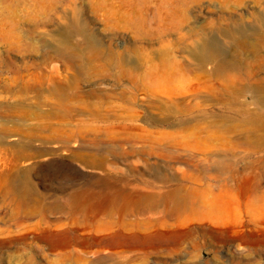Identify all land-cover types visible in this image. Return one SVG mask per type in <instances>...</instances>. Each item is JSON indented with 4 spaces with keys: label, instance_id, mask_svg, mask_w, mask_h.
<instances>
[{
    "label": "rangeland",
    "instance_id": "obj_1",
    "mask_svg": "<svg viewBox=\"0 0 264 264\" xmlns=\"http://www.w3.org/2000/svg\"><path fill=\"white\" fill-rule=\"evenodd\" d=\"M239 32L264 35V0H0V103L11 104L1 112L11 119L0 115V264H264V147L224 132L239 116L220 122L241 107L263 113L264 103L248 93L204 99L229 75L194 54L214 39L258 62ZM65 45L77 55L57 56ZM161 72L171 81L146 88ZM187 114L203 130L189 142L172 135ZM19 171L30 196L13 186ZM178 188L190 193L180 207ZM117 191L134 204L121 211L118 196L107 211L74 207Z\"/></svg>",
    "mask_w": 264,
    "mask_h": 264
},
{
    "label": "bare ground",
    "instance_id": "obj_2",
    "mask_svg": "<svg viewBox=\"0 0 264 264\" xmlns=\"http://www.w3.org/2000/svg\"><path fill=\"white\" fill-rule=\"evenodd\" d=\"M68 31L69 30H66V32H65L66 38L64 39V41L69 40L68 35H70V33ZM239 34L242 35L243 32H239ZM242 36L243 37H236L235 38L236 42L242 44L244 47H246L247 50H250L253 54V57H255L258 62L254 63V64L243 63L237 57L226 54L225 51H223V48L220 47L214 39H212V40L211 39H204L198 45V47L195 48L194 54L202 66L205 64H208V63L215 62V60H217L218 62L216 63V65L214 67V73L216 75H219V76H223L224 74L229 75V76H226L227 81H229V82L223 86V89L220 92H218V93L213 92L212 95L209 94L210 96L204 95L205 96L204 99H207V100L210 99L211 100V99L216 98V99L221 100V101L233 100V98H236L240 94L248 93V94L252 95L255 102H257L258 104L264 103V61L263 60L259 61V58L262 55V51L264 48V35H261L257 39H252V40L246 38L244 35H242ZM96 43L97 42L93 40L92 36H90V35L87 36V42H86L87 45L96 46ZM76 51H77V48H70V46L65 45V46L56 50V55L62 56L64 58L74 57L77 55ZM102 56H103V54L99 50H97L95 53H89L88 55H86V59L83 61L82 66H81V71L82 72L86 71L87 67H88V69L92 68L93 62H95L97 59H101ZM10 66H11V64L7 65V67H10ZM179 67L181 69H183L185 67V64H180ZM186 67H187V65H186ZM157 71L158 70H156L155 73ZM232 71L233 72L238 71L239 73H242V75H239L240 76V78H239V77L235 76L233 73L231 74L230 72H232ZM124 73L128 74V69H124ZM235 78H237L236 79L237 81L235 80ZM162 80L165 81L166 83H168L169 81H171V77L169 75L163 74L161 72L157 75V77H155L153 79L151 78V82L149 85H147L146 88H149L151 83H153L154 85L162 84ZM131 81L136 83L137 79L133 78V79H131ZM54 91L57 94H59L61 96V98L68 94L66 92L67 87L65 85H57L54 88ZM235 102H237V100H235ZM240 104H242L244 106L245 101H242ZM189 106H191V105H188L186 103L183 107V110L189 111L191 109ZM10 109H11L10 103H7V104L0 103V115L2 117H6L5 118L6 120L11 119L10 114L8 113L7 116H5L1 112H3L4 110H10ZM181 111H182V109H181ZM233 111L234 112L230 111L228 113H224V115H222L223 118L220 119V122L222 124H224V126H225L226 123L228 124L229 121L232 120L237 115L240 117V121H239L240 123L228 125V127L225 128L224 132H226L227 134H230V135L231 134L232 135H235V134L240 135V139L243 140V142L242 141L241 142L243 144H245V146H247L248 148H254L255 150L263 149V147H264V112L263 113H255L254 111L250 110L249 108L246 109V107H241L240 109L233 110ZM199 115H200V117H204L205 113L201 112ZM156 119L159 120L158 118H156ZM164 120L169 122V121H171V118L166 117V118H164ZM190 120H191V117L188 114L185 115V118L181 119V121L183 123L182 124V126H183L182 131L177 130V131L173 132L172 135L178 134V133H184L183 137L187 138L185 140L188 141V137L191 134H193V136H194V133H200L201 131H203L202 127H200V126H197V125H196V127L193 125L190 126L188 124V122ZM172 122H176L175 119H172L171 123ZM222 128H223V125H222ZM222 131H223V129H222ZM2 133L6 134V133H8V131L3 130ZM213 133H215V131ZM61 136L66 137V139H68V140L72 139V137L74 138V136H70L69 134L67 135V134H63V133H61ZM198 137L200 138V135ZM212 140H213V138H212ZM187 141H185V142H187ZM179 143L178 142L175 143L177 147L179 146ZM180 145H181V143H180ZM182 145H183V143H182ZM171 146H173V145H171ZM186 147H188V146H186ZM12 181L15 184L13 186L18 187V189H19L18 191L20 192V194L18 193L19 195L25 196V197H27L29 195L28 189L26 188L28 179H27L25 171H19L18 173H16L15 177H13ZM184 185H186V187H187V184H184ZM190 190H192V189L190 188ZM30 192H31V189H30ZM182 192H181V188H178L175 191H173V193H172L176 197V199H175L176 205L178 204L180 197L185 195L184 193L186 191L183 193ZM187 192H186V194H187ZM198 192H199V189H198ZM198 192H194V196ZM200 195H202V194H200ZM200 195H198V196H200ZM118 196H121L124 199L123 200L124 203H122V205L120 206L121 211L123 209L126 210L128 207H130L129 205L134 204L135 200L133 199V196L131 197V196H129V194H124L122 191L121 192L117 191V192H115V195L114 194L112 195L111 199L107 196L108 198L105 199V202H103L102 204H99V205L90 204L91 202L87 201L86 198H81V197L76 198L77 204L74 207L78 208V210H80V211L87 213V215L90 213L94 214L95 212L98 213L99 211L102 212V210H105V209L107 211L108 208H105V206H106L105 204L108 203V200H110L109 204H113L112 207L115 208L116 207V199H119ZM183 198H185V197H183ZM26 199H28V198H26ZM182 202H186V201L182 200ZM173 207H175V206H173ZM178 207H180L179 204H178ZM183 207H184V205H183ZM12 219H15V218L12 217Z\"/></svg>",
    "mask_w": 264,
    "mask_h": 264
}]
</instances>
